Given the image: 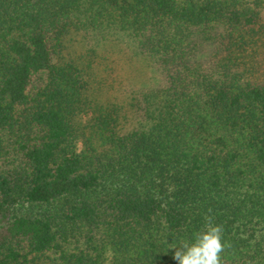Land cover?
Here are the masks:
<instances>
[{
	"label": "trees",
	"instance_id": "trees-1",
	"mask_svg": "<svg viewBox=\"0 0 264 264\" xmlns=\"http://www.w3.org/2000/svg\"><path fill=\"white\" fill-rule=\"evenodd\" d=\"M114 32L163 84L100 105L66 43ZM263 43L264 0H0V264H178L209 222L264 264Z\"/></svg>",
	"mask_w": 264,
	"mask_h": 264
},
{
	"label": "rangeland",
	"instance_id": "rangeland-1",
	"mask_svg": "<svg viewBox=\"0 0 264 264\" xmlns=\"http://www.w3.org/2000/svg\"><path fill=\"white\" fill-rule=\"evenodd\" d=\"M66 46V57L85 69L89 82L87 95L96 104L124 105L136 92L163 84L161 74L138 52L133 40L123 33H111L105 40L69 38ZM210 54L206 51L204 57ZM253 57L246 59L243 75L245 79L264 85V43ZM123 125L130 127L126 122L122 128Z\"/></svg>",
	"mask_w": 264,
	"mask_h": 264
},
{
	"label": "clouds",
	"instance_id": "clouds-1",
	"mask_svg": "<svg viewBox=\"0 0 264 264\" xmlns=\"http://www.w3.org/2000/svg\"><path fill=\"white\" fill-rule=\"evenodd\" d=\"M221 228L209 222L206 231L194 235V242H183L174 259L178 264H219L218 254L222 250Z\"/></svg>",
	"mask_w": 264,
	"mask_h": 264
}]
</instances>
